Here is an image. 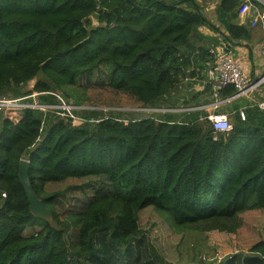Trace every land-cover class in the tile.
Returning <instances> with one entry per match:
<instances>
[{"label": "trees", "instance_id": "1", "mask_svg": "<svg viewBox=\"0 0 264 264\" xmlns=\"http://www.w3.org/2000/svg\"><path fill=\"white\" fill-rule=\"evenodd\" d=\"M242 2L221 0V13L237 14ZM201 25L216 29L197 0H0V97L36 91L57 104L51 92H60L80 105L88 89L103 87L157 107L192 74L182 48ZM226 26L228 40L249 36L245 25ZM228 104L233 128L218 133L206 113L173 120L77 110L73 121L25 109L17 121L2 118L0 264H160L165 254L148 233L161 235L164 219L178 232L234 233L240 250L224 264H264V108ZM21 159L51 221L30 210ZM71 178L86 181L47 191ZM72 188L85 199L63 210ZM29 226L39 229L26 234Z\"/></svg>", "mask_w": 264, "mask_h": 264}, {"label": "crops", "instance_id": "2", "mask_svg": "<svg viewBox=\"0 0 264 264\" xmlns=\"http://www.w3.org/2000/svg\"><path fill=\"white\" fill-rule=\"evenodd\" d=\"M221 0H197L202 12L209 19V21L216 27L212 28L209 25L199 26L190 36L187 45L182 48L185 55L189 56L192 61L191 73L189 74L176 88H174L167 95L176 96L179 100L171 98L173 101H178L182 104L183 109L187 111L184 115L174 117L173 120H181L186 117L202 116L204 113L220 112L225 106L222 105L214 110L211 109L210 104L213 101L210 85L207 78V69L212 61L210 53L211 49L217 51L224 50L225 48L230 51L234 60L240 63L245 73L252 79L261 76L264 73V55L262 54V44L264 43V20L258 19V23L253 25L252 22L257 19L263 9L252 2V0H243L241 6L238 8L237 14H222L220 9ZM262 6H264V0H256ZM235 23L247 26L249 30V36L244 39L228 40L225 36L227 33V23ZM32 87H30L31 89ZM29 89V90H30ZM258 92V93H257ZM259 94V95H257ZM19 95L11 96L9 98H18ZM244 103H254L264 100V87L259 91H255L248 97L240 98ZM39 100V99H38ZM178 104V103H177ZM208 105L206 109H192L199 106ZM159 107V106H157ZM174 107L172 109H179ZM153 109V107H150ZM162 109V108H159ZM226 114L229 113V118H232V110L229 107L224 108ZM156 111V110H155ZM4 118L0 116V120Z\"/></svg>", "mask_w": 264, "mask_h": 264}, {"label": "rangeland", "instance_id": "3", "mask_svg": "<svg viewBox=\"0 0 264 264\" xmlns=\"http://www.w3.org/2000/svg\"><path fill=\"white\" fill-rule=\"evenodd\" d=\"M35 83L36 79H31L23 88L29 90L30 87H32L31 89H33ZM35 98L39 99L38 96ZM85 98L86 100L80 104L81 108L78 110L103 111L105 115L114 114L119 117H127L130 115L147 117L158 112V114L163 117H168L167 115L177 117L187 113V111L183 109V106L187 104L171 100V98L179 100L176 96H169L168 99L161 101L159 107H153L156 108L153 110L150 107L137 105L133 97L129 94L115 92L103 87L88 89L85 92ZM67 99L72 101V99L68 97ZM175 106L181 107L177 110L172 109ZM0 116L6 117V114L0 112ZM85 181L86 178H71L63 182L50 183L47 186V191L64 190L68 186L81 185ZM74 197L85 199V195L82 192H79L76 188H72L62 197L61 204H59L63 207V210L72 207ZM164 225L166 227L165 229L162 230L160 225L157 226V229H161L163 232L169 230V234L163 235L162 232L161 235L158 236L154 232H152V234L148 233V237H151L153 244L165 254V258L160 257V259H162L160 264H224L230 254L240 250L237 246L234 233L218 232L216 230L206 233L196 228H187L185 229V233L178 232L172 226H168V222L165 219ZM38 229L39 226H29L25 232L26 234H32ZM260 231L264 235V224L260 226ZM244 250V252H246V249ZM116 252L117 257L120 255V252ZM121 257H124V255L121 254ZM80 259L82 258L79 257V260Z\"/></svg>", "mask_w": 264, "mask_h": 264}, {"label": "built area", "instance_id": "4", "mask_svg": "<svg viewBox=\"0 0 264 264\" xmlns=\"http://www.w3.org/2000/svg\"><path fill=\"white\" fill-rule=\"evenodd\" d=\"M258 19L264 20V12L252 24L256 25ZM210 53L213 58L207 69V78L213 90V101L210 104L212 110L231 103L234 99L248 97L253 92L259 91L264 87V73L254 79L250 78L245 73L242 65L234 60L228 49L225 48L221 51L211 49ZM262 54L264 55V43L262 44ZM229 85L235 87V93L226 97L221 96L219 90ZM51 93L59 98V103L41 102L35 98L40 94L36 91H33L30 95L18 98L0 97V112L6 114V117L13 121H17L25 109H35L44 112L52 111L65 118H71L73 121L81 119L76 113L81 108L79 105L68 100L60 92ZM254 103L258 104L260 108H264V100ZM207 107L208 105L188 109H206ZM240 116L242 119L246 118L243 109H240ZM205 117L212 123L215 133L230 131L233 128V123L226 113L209 112Z\"/></svg>", "mask_w": 264, "mask_h": 264}, {"label": "water", "instance_id": "5", "mask_svg": "<svg viewBox=\"0 0 264 264\" xmlns=\"http://www.w3.org/2000/svg\"><path fill=\"white\" fill-rule=\"evenodd\" d=\"M105 16L108 17V12H104ZM92 20L95 24L98 23L100 14L95 12L91 15ZM29 166L30 161L28 159H21L19 164V179L20 183L22 184L26 196L30 205V210L33 215L44 219L45 221H51L52 219V212L51 210L46 207L42 201V199L37 195L35 192L33 185L31 183L29 177Z\"/></svg>", "mask_w": 264, "mask_h": 264}, {"label": "clouds", "instance_id": "6", "mask_svg": "<svg viewBox=\"0 0 264 264\" xmlns=\"http://www.w3.org/2000/svg\"><path fill=\"white\" fill-rule=\"evenodd\" d=\"M80 106V105H79Z\"/></svg>", "mask_w": 264, "mask_h": 264}]
</instances>
